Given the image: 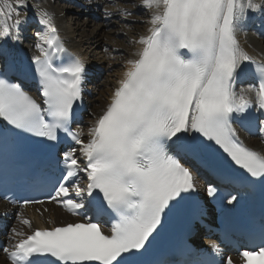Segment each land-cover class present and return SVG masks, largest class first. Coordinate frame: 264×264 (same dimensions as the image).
I'll return each instance as SVG.
<instances>
[{
	"label": "snow or ice",
	"instance_id": "6c2138e0",
	"mask_svg": "<svg viewBox=\"0 0 264 264\" xmlns=\"http://www.w3.org/2000/svg\"><path fill=\"white\" fill-rule=\"evenodd\" d=\"M140 2L151 10L148 34L136 41L141 45L136 58L127 61L130 67L89 129L87 142L70 128L75 102L83 99L85 64L79 57L57 63L67 49L50 13H38L44 31L36 34L39 54L32 57L43 107L21 84L0 78V119L49 141H57L62 131L80 146L83 164L75 149L64 152L62 179L48 199L88 220L28 235L14 228L20 239L11 251L3 249L11 264H33L42 257L54 258V264H132L170 204L196 190L193 172L169 150L182 137L187 141L182 146L193 152L204 140L214 142L251 177L264 179V155L245 147L231 122L253 107L249 93L264 111V63L254 61L237 39L239 22L248 10L264 11V0ZM27 8L28 0H0V38H20ZM106 15L112 13L106 10ZM245 63L254 65L258 83L237 93L238 72ZM81 173L87 177L86 188L79 182L68 187ZM216 191L212 185L207 188L208 196ZM96 193L102 196L101 208L106 204L113 214L110 235L84 212ZM21 223L31 227L28 219ZM211 247L218 251L216 244ZM241 255L244 264H264V247ZM226 264H233L231 258Z\"/></svg>",
	"mask_w": 264,
	"mask_h": 264
},
{
	"label": "bare ground",
	"instance_id": "6f19581e",
	"mask_svg": "<svg viewBox=\"0 0 264 264\" xmlns=\"http://www.w3.org/2000/svg\"><path fill=\"white\" fill-rule=\"evenodd\" d=\"M56 1H59V2L64 1L65 2L66 0H28V8L26 10L27 19H26V22L22 24V25H24L23 27H26L27 25L28 26L32 25L31 16H35L36 19L39 20L38 13L42 9H44V11H47L48 13H50L53 16V20H55L54 23H55V25H57V28L59 31L58 32L59 36L62 39H64L80 56H82V57H84V59H86L85 58L86 54H83L81 52V50H77L78 47H82L81 43L84 40H90V41H93V43L95 44L97 42H100L103 38H105V36H108L109 32H107V33H105V32H103V33L97 32L96 33L95 32V33H93L92 36L88 35L87 39H82V37L81 38L78 37L80 40L77 42L75 39L76 36H78L77 33L79 32V33L84 35V28L82 27V25L81 26L78 25L76 28H71V27H67V25H65V26L62 25L61 24V21H63L62 20V16H63L62 14L65 12L66 9H68V7L63 8V7H57V5L54 6V2H56ZM255 2H260V0H255ZM96 4L101 5L100 6L101 13H98V15L102 18V21L97 23L98 27H100V26L106 27L107 25L104 23V20H106V19H109L111 22H115L116 20H114V19H117V21L121 23L120 32L123 29L129 30V31L128 32L123 31V36H122L121 42L119 44H116V45L120 47L121 43L123 45V42L126 41L129 44V50L124 49L122 55L119 54L120 55L119 56V55H117L118 53H116V52L120 48H117V47L112 48L110 54L111 55L115 54L114 55L115 59L118 56H119V58L121 57L120 58L121 64L119 66V69L116 70L114 78L112 80H110V82L108 83L109 88H105V90L97 89L95 92L99 95L104 94L105 96L103 98H101L100 96L93 97L92 100L88 101V108H89L88 114L93 119H96L99 115H101L103 113V111L105 110L107 104L110 102L115 88L118 87L119 80L123 78L124 72L130 67L127 64V61L129 59H135L136 58L135 53L141 47V45H139L136 41H138L141 36L148 34L147 30L150 27L149 20H150V16H151V10L143 7L141 5L140 0H136V1H134V0H98V2L93 4V5H96ZM110 4L111 5L116 4V7L118 6V10H119V13L121 15V17L119 16L120 18L116 14H114V10L112 9L113 7ZM39 6H41V8L42 7L43 8L40 9ZM70 9L71 8H69V10ZM106 10L108 12L112 13V15H110V16L106 15ZM123 10L130 12L131 15H125V12ZM136 11L141 12L140 17H136L133 15V13ZM75 12H80V11L77 10ZM250 12H252V10L247 11V17L245 18V20H242V21H245L247 23L248 20H250L249 16H248V14L249 15L251 14ZM21 15L22 16L25 15L24 9H21ZM114 16H115V18L112 19V17H114ZM89 23H92L91 19L88 20L87 24H89ZM63 24H65V23H63ZM247 25H248V23H247ZM238 28H239V30L237 32V39L240 43L241 48L245 52H247L248 55L252 56L253 59L258 60L261 63H264V35H262L260 33H254L251 30H241L240 24L238 25ZM34 29H36V27ZM117 33H119V32L117 31ZM94 40H96V41H94ZM6 41L9 44H11L10 38H7V39L0 38V50H1V47L5 46L4 43H6ZM19 42H21L25 45V47L27 48V50L31 54V56L37 55L36 51H38V50L35 47L36 43L39 42L37 37L32 36V35H28L25 31H23L20 28ZM109 58H110V56H109ZM86 63L88 64L89 62H86ZM114 63H118V62L115 60ZM249 85H251V84L250 83L249 84L248 83L240 84V82H238V84L235 86V89H236L237 93H239L241 89H247ZM87 89H88V92L91 93V90L89 88H87ZM248 95L250 98L253 96L252 93H249ZM104 98H105V100H104ZM94 100H96V102H94ZM93 119L91 121L88 120V122L90 124L89 126L88 125L84 126V123L81 124L80 129L83 131V134H84V132H86L88 129H90L92 127ZM83 140L85 142H87V137L83 138ZM247 140L252 147H254L258 150L263 149V142L260 138H248ZM75 150H76L75 151L76 158L81 157L82 155L80 154V146L78 148H75ZM78 155H80V156H78ZM48 206H49L48 210H47L48 213L44 212L41 208L37 209L38 212H36V214L33 215V220H34L33 222H31L23 213H21V215H19V217L16 219V221L11 226V229H10V232L8 235V242H10V239H12L13 243H15L18 239H20V237L14 236V233L12 231L14 228L17 229L18 231L24 232L25 234L27 232H29L31 227H28L27 225H23L21 223V218L28 219L31 222V226L32 225H34V226H42V225L48 226L49 223L57 225L60 222H63V220L64 221H72L73 218L70 215H68L64 210L59 209L53 203L49 204ZM0 210H4V205L2 203H0ZM47 218L49 219L48 221L46 220ZM0 264H8L5 261V259L3 258V256H1V255H0Z\"/></svg>",
	"mask_w": 264,
	"mask_h": 264
},
{
	"label": "rangeland",
	"instance_id": "374dc122",
	"mask_svg": "<svg viewBox=\"0 0 264 264\" xmlns=\"http://www.w3.org/2000/svg\"><path fill=\"white\" fill-rule=\"evenodd\" d=\"M134 1H136V0H134ZM63 3L59 2V1H56V2H54V6L57 5V7H63V8H66V7L70 6L69 4L67 5V4H63ZM111 6L113 7L112 9L114 10V14H116L118 17L119 16L121 17V15L119 13V10H118V6L116 7V4L115 5L112 4ZM39 7H40V9L43 8V7L41 8V6H39ZM42 10H44V9H42ZM79 14H80V12H75V14H74L73 10H69V7H68V9H66L65 12H64V16L62 17L63 21H61L62 25H64V26L67 25V27H71V28H76L78 25H80V26L82 25V27L84 28V35L78 32L77 33L78 36H76V38H75L77 42L80 40L78 37H80V38L82 37V39H87L88 35L92 36L93 33H95V32L96 33L97 32L98 33H103V32L107 33V32H109L108 36H105V38H103L100 42H97L95 44L93 43V41L84 40L81 43L82 47H78V49H77V50H81V52L83 54H86L85 58L87 60L86 59L85 60H86V62H89L88 63L89 66L91 64H97V65L100 66V68L102 70H104L102 75L100 77L98 76L99 78L96 79L95 81H92V83L89 85V86L92 87V91L91 92H93V93L91 95L93 97L100 96L101 98H103L105 96L104 94H102V95L100 94L99 95V94H97L95 92H96L97 89L105 90V88H109L108 83L110 82V80H112L114 78L115 72H116L117 69H119V66L121 64V61H120L121 57L119 58V56L122 55L124 49L125 50H129V44L126 41L123 42V45L121 43L120 47L117 46L116 44H119L121 42V39H122V36H123V31L124 32H128L129 30H124L123 29L120 32L121 23L118 22L117 19H114V20H116L115 22H111L110 20H108V22L104 21V23L107 25L106 27H104V26L98 27L97 23L101 22L102 18L97 23H95L92 20V23L87 24L88 21H86L82 16H78ZM133 15L136 16V17H140L141 16V12L136 11V12L133 13ZM113 18H115V16L112 17V19ZM63 23H65V24H63ZM117 31L119 33H117ZM94 41H96V40H94ZM115 47L120 48V49L122 48L121 50L119 49L116 52V53H118L117 55L120 54L118 57H116V59L114 58L115 54H112V55L110 54L112 48H115ZM109 56H110V58H109ZM114 59L118 63H114L115 62ZM104 100H105V98H104ZM94 102H96V100H94ZM92 119L93 118L90 117L89 114H88V116H87V118L85 120L86 123L83 122L84 126L85 125L89 126L90 124H89L88 120L91 121Z\"/></svg>",
	"mask_w": 264,
	"mask_h": 264
}]
</instances>
